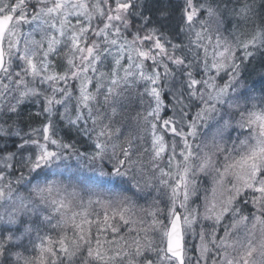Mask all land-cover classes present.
<instances>
[{"label": "snow or ice", "instance_id": "1", "mask_svg": "<svg viewBox=\"0 0 264 264\" xmlns=\"http://www.w3.org/2000/svg\"><path fill=\"white\" fill-rule=\"evenodd\" d=\"M0 264H264V0H0Z\"/></svg>", "mask_w": 264, "mask_h": 264}]
</instances>
